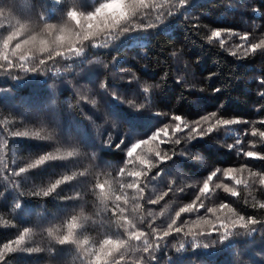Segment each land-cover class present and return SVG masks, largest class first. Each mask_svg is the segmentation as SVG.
<instances>
[{"label": "trees", "instance_id": "1", "mask_svg": "<svg viewBox=\"0 0 264 264\" xmlns=\"http://www.w3.org/2000/svg\"><path fill=\"white\" fill-rule=\"evenodd\" d=\"M99 2L0 0L5 10L4 17H0L4 25L0 28V45L8 32L21 24L33 29L41 27V15L59 25L64 23L68 7L86 11ZM161 11L164 15L159 21L156 12L146 21L155 27L133 32L135 39L125 35L108 48H88L81 58H57L49 62L46 74L19 73L18 79L0 74V249L24 228L30 229L23 245H13L17 250L6 252L7 264H82L74 245L61 246L55 239L66 232L72 216L77 218L80 238L87 237L93 244L107 236L120 237L123 230L118 227V209L112 200L101 201L95 185L107 181L119 189V185L131 183L133 178L127 171L133 166L127 162L126 146L170 123L173 114L191 122L217 111L224 118L244 122L222 128L203 140L185 144L182 139L175 146L177 155L159 165L162 175L145 181L143 198L125 188L128 202H120L125 215L135 217L146 232L162 230L180 207L196 199L203 180L220 169L210 182V192L201 197L204 207L198 212L183 213L177 221L185 222L181 224L183 231H207L209 225L194 221L200 217L215 220L206 209L220 203L230 204L242 215L264 219V209L252 207L264 201V187L249 176V170L264 173V160L244 155L246 151L264 155V140L251 135L253 126L264 131V125L259 123L264 119V97L259 95L264 91L259 84L264 78V52L244 55L240 39L245 33L250 42L264 37V0H190L174 16H167L166 8ZM212 30L221 31L223 47L219 39L209 43ZM16 42H12L10 52ZM174 51L178 53L175 57L171 55ZM233 51L237 55H231ZM27 55L31 57L33 53ZM101 83L112 85L119 101L105 95ZM138 84L153 86L148 100ZM93 99L97 101L95 106L90 102ZM141 103L145 105L142 109L138 107ZM121 110L150 120L134 127L120 118ZM156 112L168 115L157 117L153 115ZM14 132L29 135L16 137ZM121 139L124 144L117 149L114 145ZM229 145L235 147L229 150ZM69 151L74 155L69 157ZM48 153L57 159L19 176L13 174ZM122 167L126 168L123 176L119 171ZM229 167H243L236 175L248 181L247 187L223 175ZM56 180L61 184L48 197L33 195L47 190ZM217 184L235 188L238 195L233 197ZM163 193L167 195L158 203L148 202ZM17 202H21L19 209L15 208ZM135 204L140 207L133 212ZM256 227L252 235L237 229L239 234L224 243L214 233L210 239L217 243L195 252L189 249L177 253L176 246L183 236H169L156 252L155 264H264V227ZM138 243L132 241L128 264H152L136 247Z\"/></svg>", "mask_w": 264, "mask_h": 264}, {"label": "snow or ice", "instance_id": "2", "mask_svg": "<svg viewBox=\"0 0 264 264\" xmlns=\"http://www.w3.org/2000/svg\"><path fill=\"white\" fill-rule=\"evenodd\" d=\"M189 2L190 0H100L98 5L95 4L91 10L85 11L77 7H68L64 13V23L59 25L50 23L47 17L41 15L39 17L41 27L33 29L29 24H21L18 28L8 32L2 45H0V74L10 75L14 79L19 78V73L46 74L49 71V62H55L57 58L65 60L81 58L85 55L88 48H108L110 44L125 35L135 39L131 35L133 32H146L155 27L154 23L146 22L153 12L157 13V20L159 21L164 15L161 9L166 8L167 16L171 17L176 15L180 8L187 6ZM4 15L5 10L0 7V17H4ZM193 26L195 27V25ZM3 27V23L0 22V28ZM231 34L229 33V35ZM221 36L220 30H212L208 41L211 43L214 39H219V43L223 47L225 40ZM20 37L25 38L18 39ZM240 39L243 42L244 55H254L257 51L264 52V37H261L258 42H250L249 34L245 33L240 36ZM13 41L17 42L10 52V46ZM28 52H32L33 55L30 57L27 55ZM37 52L40 54L39 56L36 55ZM171 55L175 57L178 53L174 51ZM231 55L235 56L237 53L233 51ZM107 66L105 65V67ZM133 79H136L135 76H133ZM259 84L264 87V78L260 79ZM152 87L148 84H138V88L144 95L145 100L149 99ZM100 88L104 90L105 95H110L112 100L119 101L120 97L113 90L112 85L101 83ZM215 91L218 92L220 90L215 89ZM259 95L264 97V91L260 92ZM81 99H87V97H82ZM90 102L94 106L97 103L94 99ZM129 104L136 106L134 101H129ZM138 107L142 109L145 105L141 103ZM121 112L120 118L126 120L134 127L150 120V117L135 115L122 110ZM153 115L160 117L168 114L156 112ZM242 122L244 121L239 119L224 118L217 111L200 116L191 122L181 115H171L170 123H164L163 126L156 128L145 139H138L126 146L127 162L133 166V170L127 171V175L133 178L131 183L127 185L121 184L119 189L115 185H109L107 181L104 183L98 182L95 185L99 190L101 201L112 200L116 205L119 215L118 227L123 230L122 235L116 238L107 236L93 244L87 237L80 238L76 231L77 218L72 216L66 225V232L55 237L56 242L61 246L74 245L80 253L82 264H121V262L128 264L127 257L133 249L132 241H136L140 242L136 247L146 254V258L152 264H155L156 252L160 250L162 243L167 242L169 236H183V239L176 246V252L182 253L189 249L193 252L197 249H210L217 243L215 239H210L214 233L218 234L220 243H224L232 236L239 234L236 231L237 229H243L246 234L252 235L257 231V225L264 227V219H258L256 216L251 215H242L228 203H220L218 207H208L206 209L207 213H211L215 217V220L200 217L194 221L197 225L201 223L209 225L210 227L207 231L198 230L193 232L191 228L183 231L181 224L185 222L177 223L183 213L198 212L200 208L204 207L201 197L210 192V182L213 181V177L217 175L220 169L212 171L203 180L196 199L180 207L166 228L162 230L152 229L151 232H146L136 223L135 217L130 219L125 215V207L120 204L121 201L124 204L128 202L125 188L134 190L139 198H143L144 188L147 187L145 181L154 180L162 175L163 169H160L159 165L166 164L167 161L172 160L177 155L175 146L180 145L182 139L185 144L203 140L214 132H219L222 128H228ZM259 123L264 125V119L260 120ZM12 135L28 137L29 133L14 132ZM251 135L264 140V131L255 126L251 129ZM36 136L41 139L46 138L40 136L39 133H36ZM236 143H240L239 139ZM123 144L124 140L121 139L114 146L119 149ZM165 144H170L173 147L171 149L162 148L161 146ZM107 146L112 147V144ZM233 147L235 145L228 146L229 150ZM67 155L71 157L74 152L69 151ZM244 155L249 158L264 160V155L256 151H246ZM54 159H57V157L51 153L40 155L33 163L27 167H20L19 171H14L13 174L19 176L31 168L44 165L46 161ZM119 171L121 176H123L126 168L122 167ZM242 171L243 167L240 169L229 167L223 170V175L233 180L236 185L244 184L247 187L248 181L236 175V173ZM249 176L254 181L258 180L259 185L264 187V173H256L249 170ZM63 179L68 180L69 178L64 177ZM60 184L61 180H56L47 190L42 193L34 192L33 195L40 196L42 194L44 197H48ZM216 187H223L224 191L229 192L233 197L238 195L235 188H230L228 185L217 184ZM117 191L120 194H116ZM164 195H167V193L157 196L156 199H149L148 202L156 204L163 199ZM197 201H201L199 205ZM20 207L21 202H17L15 208L19 209ZM139 207V204H135L133 212ZM252 207L264 209V201L253 203ZM140 222L143 223L142 218ZM29 231V228H24L23 232L15 240L3 245V248L0 249V264H7L6 252L16 251L17 248H14L13 245H23ZM49 235H51V231ZM209 240L210 242H205ZM20 250L27 252L40 251V249L33 248H22Z\"/></svg>", "mask_w": 264, "mask_h": 264}]
</instances>
